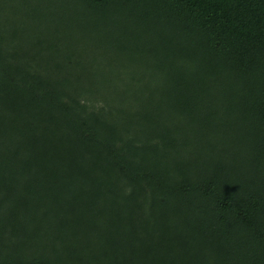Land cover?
Instances as JSON below:
<instances>
[{"label":"trees","instance_id":"16d2710c","mask_svg":"<svg viewBox=\"0 0 264 264\" xmlns=\"http://www.w3.org/2000/svg\"><path fill=\"white\" fill-rule=\"evenodd\" d=\"M0 264H264V0H0Z\"/></svg>","mask_w":264,"mask_h":264}]
</instances>
